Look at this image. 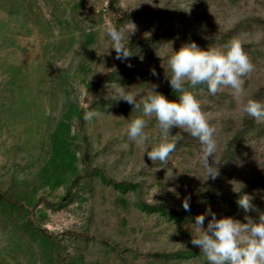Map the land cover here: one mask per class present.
<instances>
[{"label": "rangeland", "instance_id": "obj_1", "mask_svg": "<svg viewBox=\"0 0 264 264\" xmlns=\"http://www.w3.org/2000/svg\"><path fill=\"white\" fill-rule=\"evenodd\" d=\"M130 21L122 61L103 29ZM233 39L255 66L245 95L264 104V0H0V264H207L191 244L198 215L246 222L237 200L248 194L258 219L264 122L230 89L185 85L216 128L218 175L207 181L197 139L172 128L183 139L152 162L126 134L141 112L111 95L120 84L139 102L156 85L178 101L165 76L172 49ZM91 110L100 115L86 121ZM145 131L160 140L154 118Z\"/></svg>", "mask_w": 264, "mask_h": 264}, {"label": "clouds", "instance_id": "obj_2", "mask_svg": "<svg viewBox=\"0 0 264 264\" xmlns=\"http://www.w3.org/2000/svg\"><path fill=\"white\" fill-rule=\"evenodd\" d=\"M130 25V31L127 26L117 28L115 24H108L103 29L111 39V48L115 50L116 59L122 61L133 55L126 42L130 41L137 29L131 21ZM167 67L165 76L172 90L179 93L178 101L168 100L153 85L151 91L138 102V93L120 84L114 85L112 98L115 101L123 100L141 112L140 116L131 119L127 124V138L137 146H142L144 154L152 162L167 163L170 154L176 149V144L183 139L179 132L170 135L172 128H178L199 141V163L206 177L204 181L210 178L214 180L218 169L213 170L209 157H214L218 151L216 128L211 125L201 102L185 85H206L212 95L223 89H230L234 101L244 114L257 122H264V104L245 95V78L254 71L255 66L244 51L242 43L233 39L222 48L211 46L207 50H202L195 42L183 44L178 51L172 49V54L167 59ZM152 74L157 75L155 69ZM99 115L95 110L86 111L84 119L90 121ZM153 118L161 132L158 142H153V138L145 131ZM123 147L127 148L128 145L124 144ZM235 184L239 187H233V191L241 193L244 185L240 182ZM252 199L248 194H242L237 200L246 213V222L231 217L218 219L211 209L195 218V223L191 225V244L200 249L207 264H264V213H260L258 219L247 215L250 211H258ZM183 207L185 211L190 210L187 199L183 202ZM206 216H211V219L205 227Z\"/></svg>", "mask_w": 264, "mask_h": 264}]
</instances>
